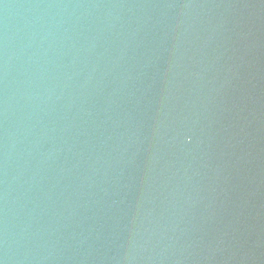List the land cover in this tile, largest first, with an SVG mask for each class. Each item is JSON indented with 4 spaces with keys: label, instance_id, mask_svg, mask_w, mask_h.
Returning a JSON list of instances; mask_svg holds the SVG:
<instances>
[{
    "label": "water",
    "instance_id": "obj_1",
    "mask_svg": "<svg viewBox=\"0 0 264 264\" xmlns=\"http://www.w3.org/2000/svg\"><path fill=\"white\" fill-rule=\"evenodd\" d=\"M0 264H264V0H0Z\"/></svg>",
    "mask_w": 264,
    "mask_h": 264
}]
</instances>
